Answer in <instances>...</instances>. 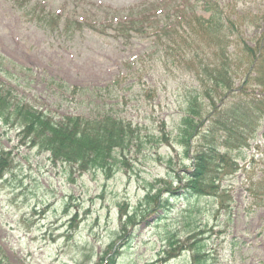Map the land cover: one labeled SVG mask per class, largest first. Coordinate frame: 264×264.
<instances>
[{"label":"rangeland","instance_id":"rangeland-1","mask_svg":"<svg viewBox=\"0 0 264 264\" xmlns=\"http://www.w3.org/2000/svg\"><path fill=\"white\" fill-rule=\"evenodd\" d=\"M142 1L41 3L63 19H93L99 7L124 9ZM219 1L239 29L235 49L242 47L240 41L253 45L264 34V0ZM150 46L149 39L123 42L111 30L99 34L88 27L70 36L46 33L11 0H0V55L31 71L27 76L17 69H10V76L0 74L4 86L54 118L87 116L92 102L103 101L107 110L138 126L142 140L140 147L119 155L107 177L101 171L81 174L54 165L48 155L23 146L16 131L0 125V150L8 152L11 163L0 174L3 264H108L111 258L114 264H190V252L164 262L163 251L169 239L185 242L192 233L202 238L218 264H264V118L249 148L238 156L237 171L220 175L217 196L174 198L168 213L139 209L152 188L155 192L168 182L177 191L185 182L190 160L177 135L187 97L199 84L152 55ZM242 60V54L234 56L237 65ZM239 67L236 86L248 70L246 60ZM215 102L219 105V99ZM206 106V112L212 111ZM134 212L136 224L123 233L120 215Z\"/></svg>","mask_w":264,"mask_h":264},{"label":"trees","instance_id":"trees-1","mask_svg":"<svg viewBox=\"0 0 264 264\" xmlns=\"http://www.w3.org/2000/svg\"><path fill=\"white\" fill-rule=\"evenodd\" d=\"M11 1L39 29L60 37L88 27L99 34L111 30L113 37L123 42L149 39L152 55L158 54L194 76L198 90L187 97L177 135L191 169L183 174L185 182L177 191L172 190V183L164 182L162 188L155 192L152 188L144 196L139 209L146 213H168L174 198L189 201L218 195L220 175L237 171L238 156L249 148L264 118V34L253 45L240 41L242 47L235 49L233 38L239 36V29L219 0H143L124 9L99 7V15L93 19L86 16L63 19L59 11H48L41 0ZM236 54H242L240 63L246 60L248 66L239 86L234 80L241 66L234 61ZM10 69L25 76L31 73L0 55V74L10 76ZM57 84L50 82L52 86ZM58 86L68 94L77 93L65 85ZM251 88L252 93L247 92ZM98 103L90 104L87 116L54 118L24 103L14 88L0 82V125L16 131L23 146L48 155L54 165L81 174L101 171L108 177L116 169L119 155L140 147L142 140L138 126L113 109L107 110V105L101 104L103 101ZM207 103L212 106L210 112H206ZM10 166L8 152L0 150V174ZM137 217L136 212L120 215L123 233L136 224ZM182 252H190V264H218L195 233L185 242L169 239L163 251L164 262ZM114 263L111 258L108 264Z\"/></svg>","mask_w":264,"mask_h":264}]
</instances>
